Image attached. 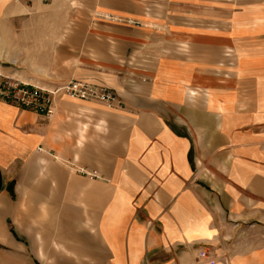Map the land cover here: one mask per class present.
Listing matches in <instances>:
<instances>
[{"label":"crops","instance_id":"0c3cea01","mask_svg":"<svg viewBox=\"0 0 264 264\" xmlns=\"http://www.w3.org/2000/svg\"><path fill=\"white\" fill-rule=\"evenodd\" d=\"M69 2L0 0V64L122 104L60 95L43 115L0 100V264H264V23L218 79L210 44L186 54L154 45L161 21L90 17H142L137 0Z\"/></svg>","mask_w":264,"mask_h":264},{"label":"rangeland","instance_id":"374dc122","mask_svg":"<svg viewBox=\"0 0 264 264\" xmlns=\"http://www.w3.org/2000/svg\"><path fill=\"white\" fill-rule=\"evenodd\" d=\"M61 1H70V8H78L73 0ZM137 1L143 11L142 17L124 15L118 10L100 5L90 8V17L99 22L106 20L118 24L126 22L128 26L138 28L144 27L142 19L161 21L163 24L160 26L168 31V41L166 43L157 41L154 45L165 46L170 50L176 49L186 54L191 53L192 41L198 40L201 46L210 44L216 50L218 79L221 76L224 78L225 74L230 75L232 69L236 68L237 55L242 44L246 46L247 42H252L250 37H246V32L264 23V0ZM135 2L136 0H126L128 5ZM55 16V10L46 15L42 11H37L27 14L25 19H54ZM0 61L3 63L1 59ZM6 64L7 62L4 65Z\"/></svg>","mask_w":264,"mask_h":264},{"label":"built area","instance_id":"2783aa9c","mask_svg":"<svg viewBox=\"0 0 264 264\" xmlns=\"http://www.w3.org/2000/svg\"><path fill=\"white\" fill-rule=\"evenodd\" d=\"M41 1L51 3L56 0ZM60 95L101 101L111 106L122 104L116 91L105 85L88 80L70 79L53 87L39 86L7 73L0 64V100L21 109L50 115L54 112L56 98Z\"/></svg>","mask_w":264,"mask_h":264}]
</instances>
